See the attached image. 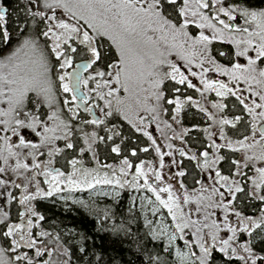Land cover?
I'll use <instances>...</instances> for the list:
<instances>
[{"label": "snow or ice", "instance_id": "obj_1", "mask_svg": "<svg viewBox=\"0 0 264 264\" xmlns=\"http://www.w3.org/2000/svg\"><path fill=\"white\" fill-rule=\"evenodd\" d=\"M97 185L140 264H264V0H0V264H93L38 203Z\"/></svg>", "mask_w": 264, "mask_h": 264}, {"label": "trees", "instance_id": "obj_2", "mask_svg": "<svg viewBox=\"0 0 264 264\" xmlns=\"http://www.w3.org/2000/svg\"><path fill=\"white\" fill-rule=\"evenodd\" d=\"M192 118L187 119L184 116V124H194L199 121L198 117ZM193 137L196 139L193 140ZM204 139L205 137L198 131H191L185 138L189 146L197 147L199 141ZM151 157L153 158V154H141L142 159H151ZM15 194L18 195V190H15ZM130 206L126 190L117 199H91L86 209L76 206L67 207L64 202L54 198L38 203L39 211L46 217L43 222L45 229L53 236L59 234L61 242L77 255L79 247H85L93 264H96V256L100 257L98 264H140L136 241L146 232L141 215L131 224V236L118 231L122 225L128 226L129 220L133 219L129 214Z\"/></svg>", "mask_w": 264, "mask_h": 264}, {"label": "rangeland", "instance_id": "obj_3", "mask_svg": "<svg viewBox=\"0 0 264 264\" xmlns=\"http://www.w3.org/2000/svg\"><path fill=\"white\" fill-rule=\"evenodd\" d=\"M210 75L214 76L215 74H210ZM194 98H199V97H198V95H195ZM184 116L187 117V119H193L192 117H198L199 121L194 123V124H188V123L184 124V122H182V125H173V127L176 129L177 132H180L182 128H192L193 125H199L200 128H207L209 126V124L211 123V121H208L207 118L204 117V115L202 113H199L196 109H193V108H186V111L183 114V117ZM150 130L153 131V134L158 139V142L163 145L165 143L164 138H163V136H161L160 132H157L155 130L154 125H153L152 129H150ZM211 130L212 129H210V131ZM200 134L205 137V133L200 132ZM217 142H219V141H217ZM174 143L178 147L182 146L179 140L175 141ZM164 150H167V149H164ZM153 156H154V153H153ZM151 159H153V158L151 157ZM166 162H167V158H166ZM106 163L118 164L119 161H117V162H106ZM41 179H43V178L41 177ZM124 190H126L130 204H132V201L135 199L137 202V209L139 210V197L141 195H143L144 193L143 192H137L136 190L131 189V188L115 189L114 190L112 188V186L97 185V187L95 189H85V190H81V191H73L71 194L65 193L64 195L69 196V198L67 200H62L59 197H55L54 199L64 202L67 207L76 206V207L86 209L88 206V202L91 199H95V198L117 199L118 197H120V195L123 193ZM117 192L119 193V195H117ZM18 196H19V190H18L17 197ZM0 207H4V208L8 207V205L6 204V194H4L2 189H0ZM141 217L143 219L142 214H141ZM143 223H144V220H143Z\"/></svg>", "mask_w": 264, "mask_h": 264}]
</instances>
